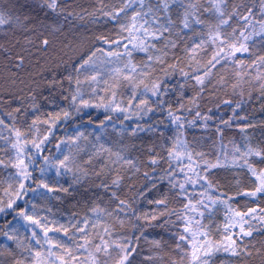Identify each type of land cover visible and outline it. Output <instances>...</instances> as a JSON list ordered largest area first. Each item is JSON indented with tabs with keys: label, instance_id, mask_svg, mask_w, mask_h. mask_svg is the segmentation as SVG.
I'll return each instance as SVG.
<instances>
[{
	"label": "snow or ice",
	"instance_id": "obj_1",
	"mask_svg": "<svg viewBox=\"0 0 264 264\" xmlns=\"http://www.w3.org/2000/svg\"><path fill=\"white\" fill-rule=\"evenodd\" d=\"M26 6L0 0V264H264V0Z\"/></svg>",
	"mask_w": 264,
	"mask_h": 264
},
{
	"label": "trees",
	"instance_id": "obj_2",
	"mask_svg": "<svg viewBox=\"0 0 264 264\" xmlns=\"http://www.w3.org/2000/svg\"><path fill=\"white\" fill-rule=\"evenodd\" d=\"M4 2L6 3L7 0H4ZM32 0H15V3L17 4V7L23 11V12H29L31 11L30 8H28L26 5L31 4ZM94 2V0H73L74 6H79V5H84V6H89ZM91 28L92 31L87 32L86 29ZM103 29L101 28L100 25H89L87 24V22L84 23V26L81 28L82 32H85L86 36H94L95 34H100V31H102ZM0 39H3L2 34H0ZM248 91L251 93V98L249 99L248 94L246 93L245 97H244V105L243 108L240 110L241 114H246L248 115L251 119L253 120H264V98L261 97L260 92L258 89H248ZM228 98V99H232L233 100V105H225L222 102L219 103V106H217L216 103H212V104H208V105H204V109L206 110L207 107H212L213 109V113L215 115V119L218 122L220 119H227L229 117H231L232 112H231V108L234 106L235 102H237L240 98L234 97L231 95V92L229 91V94L227 96H225L223 93L219 94V100L222 101L223 99ZM93 113V119L95 121H98L99 119H102V114L97 113L95 110H91ZM119 122H117L118 124ZM239 123H244V121H240ZM79 124L81 126L82 130L84 129V125L87 124V119L85 118L84 120H81L79 118H77L75 121H68L67 124H61V128H62V132L63 130H66L69 134H71L74 130V128L76 127V125ZM94 126V125H93ZM91 129H87L85 131V134L87 135V132L90 131ZM250 132H255L257 136H259L260 134V129H250ZM109 133H112V129L109 128L108 129ZM62 135V133H61ZM113 135H115L113 133ZM229 137H234L235 139L239 140L240 139V135H239V131L237 129H231L229 130L228 134ZM189 139H191V136H189ZM3 142L0 141V144H2ZM52 148V151H55V145H51L50 146ZM0 155H3L5 159L8 158V154L7 153H0ZM35 175H39V171L37 170V172L35 173ZM79 197H77L78 199ZM240 203L238 204V207L243 208L244 207V203L243 200L244 198H238ZM73 200L72 197H65L64 199V203H60L57 201H52L50 207L52 208V211L50 213H47L49 219H54L57 220L59 222H66V218L67 216L70 214L71 212V205L69 203V201ZM178 202L174 201L172 206H177ZM141 209L143 211H149L151 210L154 206L153 205H149L146 202L141 204ZM42 215H44V213H42ZM205 223H208L207 219H205L204 221ZM23 223V222H21ZM223 223V212H220L219 214H217L214 217L213 220V234L215 235V226H219ZM28 235H30V233H28ZM56 235H60V234H56ZM146 235H149L150 237H159V236H164L165 238H167V233H165L164 229L161 228H153L150 227L147 229L146 231ZM258 235V239H259V234ZM255 264H258V261L255 262Z\"/></svg>",
	"mask_w": 264,
	"mask_h": 264
}]
</instances>
